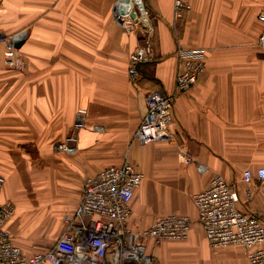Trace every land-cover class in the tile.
Masks as SVG:
<instances>
[{
  "label": "crops",
  "instance_id": "1",
  "mask_svg": "<svg viewBox=\"0 0 264 264\" xmlns=\"http://www.w3.org/2000/svg\"><path fill=\"white\" fill-rule=\"evenodd\" d=\"M187 1L192 9L176 28L173 0L148 1L155 21L153 56L141 66L136 87L128 75L129 57L142 39L117 22L118 0H0V32L29 31L18 48L17 68L8 67L4 57L0 58V148L8 152L18 143L53 147L70 135L79 108L87 111L89 127L80 133L78 151L68 155L76 158L67 160L66 167L61 162L57 165L63 179L58 190H41L35 202L27 203L9 178L0 201L10 200L17 206L14 223L6 228L11 235L27 233L26 227L37 218L42 226L32 230L33 238L47 237L55 228L58 232L61 215L71 213L80 203L78 185L83 176L130 159L142 173H152L157 166L169 175L151 184L147 192L137 190L132 201L133 228H147L161 215H189L193 239L179 246L187 250L188 264H249L241 247L211 254L204 233L198 236L192 198L220 174L239 182V208L264 216V181L256 176L264 168V53L258 45L264 28L258 15L264 10V0ZM179 43L205 49L206 70L175 102L172 145L141 148L133 136L147 111L146 95L153 90L174 91ZM96 125L105 132L92 130ZM131 144L135 146L130 148ZM180 148L209 171L202 174L194 164H180ZM7 159L12 156L6 155ZM248 169L255 175L251 200L244 196L248 186L242 181ZM53 199L58 202L52 206ZM40 203L43 210L30 205L36 208ZM197 236L203 239L198 242ZM15 244L26 255L42 252H29L23 244ZM150 244L148 252L153 253ZM170 248L167 244L159 251L167 255Z\"/></svg>",
  "mask_w": 264,
  "mask_h": 264
},
{
  "label": "built area",
  "instance_id": "2",
  "mask_svg": "<svg viewBox=\"0 0 264 264\" xmlns=\"http://www.w3.org/2000/svg\"><path fill=\"white\" fill-rule=\"evenodd\" d=\"M119 1V0H118ZM117 4V3H116ZM187 0H173L174 27L191 11ZM117 22L128 33L141 36L142 43L129 57L128 75L133 85L139 86L140 66L152 60L154 17L148 10H129L125 14L114 10ZM264 25V10L258 15ZM29 35L27 29L5 34L0 32V58L8 67L19 66L17 44ZM258 45L264 53V28ZM176 56L179 66L175 88L171 94L153 90L146 95L147 111L142 118L133 141L140 146L157 142H170L174 138L173 108L182 94L190 91L206 70V50L186 48L179 43ZM87 114L76 113L72 132L63 141L54 144V150L67 155L78 151L81 131L89 128ZM92 130L104 133L100 125ZM178 159L184 165L194 164L204 174L209 168L195 160L184 148L178 150ZM264 181V168L257 171ZM255 175L244 171L242 181L248 188L247 200L253 198L251 185ZM145 181V174L128 160L120 165L108 166L84 181L81 200L73 213L63 217V230L54 246L46 251L26 255L6 229L15 212L11 202L0 201V264H154L147 242L161 244L167 241L187 240L193 231V219L185 214H166L155 218L147 228L136 230L130 225L132 201ZM4 179L0 177V193ZM241 191L239 182H230L215 174L209 187L193 196L197 221L213 253L226 247L244 249L249 264H264V216L239 208Z\"/></svg>",
  "mask_w": 264,
  "mask_h": 264
},
{
  "label": "rangeland",
  "instance_id": "3",
  "mask_svg": "<svg viewBox=\"0 0 264 264\" xmlns=\"http://www.w3.org/2000/svg\"><path fill=\"white\" fill-rule=\"evenodd\" d=\"M134 1L137 2L136 4H137L138 8L143 7L144 10H148V12H149V10H153L152 7L150 6L151 3L148 1L153 2L154 0H134ZM153 25H154V23H153ZM173 30H175V29H173ZM79 110H83L87 114V111L83 108H79L76 111V113ZM76 113H75V117H76ZM87 120H88V117H87ZM74 122H75V119H74ZM156 144H158L162 148H165V147L172 145L169 142L161 141V142H157V143H154L151 145L141 146V148H147L149 146H154ZM132 145L135 146L134 144H131L129 147L131 148ZM53 147H52V145L50 146V145H45V144H41V143H18V144H12V148H11V150H8V152H6L1 147L0 148V177H2L4 179V186L3 187H5V185L7 184L9 178L12 177L14 182L16 183V186H13L14 189L16 190L18 195L20 194L19 197L21 199H23L25 197V201L27 203L35 202V198L37 197V194L41 190L42 191L47 190V189H53L55 191L58 190V188L60 186V182L63 181V179H60L61 174L59 173V171L57 169V165L59 164V162H61V163L65 164V167H66L67 160L74 159L76 157L68 156V155L64 156L62 154H58L57 152H55L53 150ZM8 154L12 156V159L5 160V156ZM126 160L131 162L130 159H126ZM126 160H124V161H126ZM140 163L143 165L142 162H140ZM144 164H145V166H147L146 162H144ZM180 164H182V163L180 162ZM111 165H113V164H111ZM107 166H110V165H107ZM154 170L155 171H153L152 173H150V172L148 173L146 171L144 172L145 173V181L142 184V186L139 188L138 191H140L142 189V190H144V192H147L148 188L150 187L151 184H154V183L159 182V181H165L168 179L169 175L166 174L168 171L166 172L165 168L163 169L162 167L156 166V168H154ZM3 171H5L6 173H4ZM169 173H171V172H169ZM87 176L88 175L83 176V181L79 182L78 187L80 186L81 191H83L82 189H83L84 181H85ZM5 188H2L3 192H4ZM26 197H29V198H26ZM9 201L10 200H7V202H9ZM55 202L57 203L58 199H53L52 206L55 205ZM30 205L35 210H37V209L43 210L41 203L39 205H37L36 208L34 207L35 204H30ZM16 213H17V206H15V212H14L13 217L11 218V220L6 225L7 229H8L7 226L10 224V222L14 223V220H15L14 217H16ZM71 213H73V211ZM68 214H70V213H68ZM173 214H178V213H173ZM54 217H53V220L55 221L56 218H54ZM63 217H64V215L62 214L60 217V222H59L60 225L58 226L59 231L56 232V228L51 229L49 231L47 237L33 238L35 231H32V230L38 229L42 226V225H40V223L42 224V222H40V218H37L36 219L37 223L31 222V224L26 227V228H28L27 233L18 232L16 235L12 234L13 239L16 243L19 242V244L21 243L25 247L29 248V252L30 251H34V252L35 251H37V252L38 251H44V250L48 249V247L51 246V244L54 243V241L56 240V237L62 232L63 224H64L63 223ZM24 223H25V218H23V220H22L23 225H24ZM15 225H18V224H15ZM199 227H200V225H199ZM43 229H46V228L43 227ZM201 230L202 229L200 227V232H199L198 236L203 234V232H201ZM30 231H32V232H30ZM198 236H197V241L199 242V240H201L203 238H202V236H200L201 238H198ZM192 239H193L192 235L190 234L189 238L187 240H184V241H167V242H163L161 244H155L152 241H148L147 247H148V243L151 242L150 245L152 246V249H155L154 251H152L153 253H149L153 257V263L154 264H188V262H186L189 259L188 256L186 255L187 250H185V251L179 250V246L181 244L189 243ZM167 244H168V246L172 247L168 250V252L171 250H172V252H171V254H168V252H166L167 255H165V253H161V251H159V249L162 246H165ZM197 244L199 246H201L200 243H197ZM181 246H185V245H181ZM203 246H206V245H203ZM209 251L211 252V254H213L212 250L209 249ZM157 252H158V254H157Z\"/></svg>",
  "mask_w": 264,
  "mask_h": 264
},
{
  "label": "bare ground",
  "instance_id": "4",
  "mask_svg": "<svg viewBox=\"0 0 264 264\" xmlns=\"http://www.w3.org/2000/svg\"><path fill=\"white\" fill-rule=\"evenodd\" d=\"M137 2L133 0H119L116 5V10L125 14L129 10H144V8H138Z\"/></svg>",
  "mask_w": 264,
  "mask_h": 264
},
{
  "label": "water",
  "instance_id": "5",
  "mask_svg": "<svg viewBox=\"0 0 264 264\" xmlns=\"http://www.w3.org/2000/svg\"><path fill=\"white\" fill-rule=\"evenodd\" d=\"M21 43L17 44V47L20 48Z\"/></svg>",
  "mask_w": 264,
  "mask_h": 264
},
{
  "label": "trees",
  "instance_id": "6",
  "mask_svg": "<svg viewBox=\"0 0 264 264\" xmlns=\"http://www.w3.org/2000/svg\"><path fill=\"white\" fill-rule=\"evenodd\" d=\"M147 63H149V62H147ZM146 64V63H145ZM144 64H142L141 66H143ZM141 66H140V70H141ZM141 72V71H140Z\"/></svg>",
  "mask_w": 264,
  "mask_h": 264
}]
</instances>
